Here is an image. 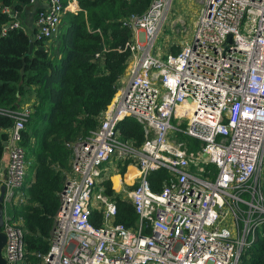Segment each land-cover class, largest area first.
Here are the masks:
<instances>
[{
	"label": "built area",
	"instance_id": "obj_1",
	"mask_svg": "<svg viewBox=\"0 0 264 264\" xmlns=\"http://www.w3.org/2000/svg\"><path fill=\"white\" fill-rule=\"evenodd\" d=\"M37 1L31 34L44 45L57 38L64 11L78 8L75 0L29 4ZM198 1L192 41L175 54L154 49L171 0H150L141 14L120 20L130 32L122 47L125 76L96 128L66 143L64 187L40 264H239L256 239L264 225V0ZM0 12L9 17L1 34L25 30L21 10L0 5ZM105 50L94 58L101 61ZM29 114L27 104L0 107L13 122L3 142L5 178L0 173L5 264H25L21 220L7 208L26 201L28 162L17 143ZM126 116L142 126L138 146L116 129ZM176 134L198 140L200 148L188 152ZM111 160L138 171L136 182L118 194L137 216L133 229L114 223L115 203L101 185ZM159 168L169 178L153 192L147 175ZM93 210L99 226L88 219Z\"/></svg>",
	"mask_w": 264,
	"mask_h": 264
},
{
	"label": "trees",
	"instance_id": "obj_2",
	"mask_svg": "<svg viewBox=\"0 0 264 264\" xmlns=\"http://www.w3.org/2000/svg\"><path fill=\"white\" fill-rule=\"evenodd\" d=\"M30 0H0L2 6L21 10ZM65 6L70 0H60ZM76 11H64L62 25L55 39L59 57L50 56L42 47L43 39L20 28L1 34L2 24L9 17L0 12V107L17 108L27 104L30 114L20 131V146L28 162V180L22 186L26 201L8 208L13 219L20 218L24 243V263L40 264L41 255L49 250L53 217L59 206L58 193L62 189L64 173L69 161L68 141L84 137L94 130L98 116L110 103L118 80L125 72L127 50L123 44L130 32L120 24L123 17L141 14L150 0H75ZM34 31V30H33ZM32 41L30 53L28 44ZM106 50L102 60L94 54ZM178 46H170L177 53ZM22 68V74H20ZM12 120L0 115V163L3 142ZM183 126V124H180ZM122 139L138 146L143 141V130L131 116L116 123ZM188 152L200 148V142L183 134H176ZM122 175L128 162L117 160ZM211 168L206 165L205 169ZM167 172L159 168L147 175L149 188L159 192L168 180ZM104 193L115 203L114 223L133 229L137 216L132 206L111 188L110 180L101 181ZM264 198V176L261 182ZM89 221L100 225V214L93 210ZM142 234H148L144 228ZM239 264H264V225L256 239L242 251Z\"/></svg>",
	"mask_w": 264,
	"mask_h": 264
},
{
	"label": "rangeland",
	"instance_id": "obj_3",
	"mask_svg": "<svg viewBox=\"0 0 264 264\" xmlns=\"http://www.w3.org/2000/svg\"><path fill=\"white\" fill-rule=\"evenodd\" d=\"M200 7L198 0H171L165 19L154 41V49L163 54L172 45L179 47L183 42L190 44L193 37V23ZM173 23H175L174 27H172ZM181 24H183L185 31L179 30ZM27 180L28 173L26 172L24 182Z\"/></svg>",
	"mask_w": 264,
	"mask_h": 264
},
{
	"label": "crops",
	"instance_id": "obj_4",
	"mask_svg": "<svg viewBox=\"0 0 264 264\" xmlns=\"http://www.w3.org/2000/svg\"><path fill=\"white\" fill-rule=\"evenodd\" d=\"M38 5L40 6V1H37L34 4H30V5L22 8L21 12H20V18H21L23 27L25 28V30L29 34H31L34 30V12H35V10H37ZM42 47L50 54V56H54L56 58L59 57L58 53L55 51V41L54 42L50 41V42H48V44H44ZM124 76H125V74H122L121 80H123ZM4 158H5V156L3 155L1 157V163H0L1 176H2V172H3L2 167H3ZM104 170H105L104 174H106V176H108V178L111 182V186H113L112 178L117 177L118 183H117L116 187L113 186V190L119 195H122V192L126 188H128L132 184H134L136 182V179L138 176L137 168L133 164H128L126 166L124 172L122 173V175H120L118 173L116 163H114L113 160H111L110 162H108L104 165Z\"/></svg>",
	"mask_w": 264,
	"mask_h": 264
},
{
	"label": "water",
	"instance_id": "obj_5",
	"mask_svg": "<svg viewBox=\"0 0 264 264\" xmlns=\"http://www.w3.org/2000/svg\"><path fill=\"white\" fill-rule=\"evenodd\" d=\"M225 41H227V42L231 41V35L230 34H228L226 36ZM31 47H32V41H30L28 44L27 54L30 53ZM20 74H22V68H20ZM202 156L204 157L205 154H202ZM3 178H5L4 172H3ZM62 186L64 187V184ZM3 192H4V186L0 185V229L2 226V213H3V211H2V204L1 203H2ZM4 242H5L4 234L0 230V264H5V261L1 255V249H2V246L4 245Z\"/></svg>",
	"mask_w": 264,
	"mask_h": 264
},
{
	"label": "bare ground",
	"instance_id": "obj_6",
	"mask_svg": "<svg viewBox=\"0 0 264 264\" xmlns=\"http://www.w3.org/2000/svg\"><path fill=\"white\" fill-rule=\"evenodd\" d=\"M112 182H113V186L116 187L118 183L117 177L112 178Z\"/></svg>",
	"mask_w": 264,
	"mask_h": 264
}]
</instances>
